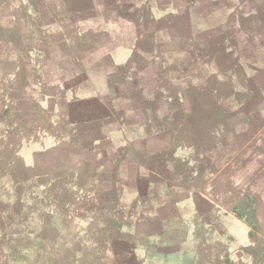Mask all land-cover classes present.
Wrapping results in <instances>:
<instances>
[{
    "label": "rangeland",
    "instance_id": "374dc122",
    "mask_svg": "<svg viewBox=\"0 0 264 264\" xmlns=\"http://www.w3.org/2000/svg\"><path fill=\"white\" fill-rule=\"evenodd\" d=\"M149 97L219 144L217 158L227 163L215 182L221 203L245 221L260 264L264 0H0V137L38 150L26 159L46 172L30 178L45 195L85 174L83 182L99 179L91 160L76 174L86 161L84 105L93 116L100 106L131 115ZM196 229L172 244H188V264H197L203 241Z\"/></svg>",
    "mask_w": 264,
    "mask_h": 264
},
{
    "label": "crops",
    "instance_id": "0c3cea01",
    "mask_svg": "<svg viewBox=\"0 0 264 264\" xmlns=\"http://www.w3.org/2000/svg\"><path fill=\"white\" fill-rule=\"evenodd\" d=\"M147 101L131 115L100 106L93 116L84 105L86 161L75 172L98 162L99 179L83 182L85 174L48 195L30 180L46 176L26 159L38 150L0 137V177L20 181L0 184V264H188V244H172L179 233L187 240L189 225L203 240L197 264H257L245 221L221 203L215 182L227 163L217 158L219 144L185 112L179 122L173 107Z\"/></svg>",
    "mask_w": 264,
    "mask_h": 264
}]
</instances>
